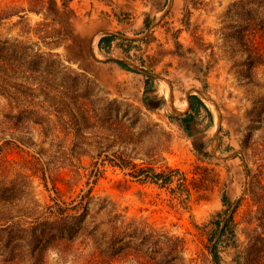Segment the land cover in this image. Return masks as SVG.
<instances>
[{
	"label": "rangeland",
	"instance_id": "obj_1",
	"mask_svg": "<svg viewBox=\"0 0 264 264\" xmlns=\"http://www.w3.org/2000/svg\"><path fill=\"white\" fill-rule=\"evenodd\" d=\"M262 26L264 0H0V264H264Z\"/></svg>",
	"mask_w": 264,
	"mask_h": 264
},
{
	"label": "trees",
	"instance_id": "obj_2",
	"mask_svg": "<svg viewBox=\"0 0 264 264\" xmlns=\"http://www.w3.org/2000/svg\"><path fill=\"white\" fill-rule=\"evenodd\" d=\"M54 6H55V3H54ZM55 12H57V9L54 8L53 13H55ZM261 28H264V26H262ZM111 41H112V37H110V36L101 37L99 42H98L99 43V47L102 48V49L103 48H108L110 43H111ZM117 64L119 66H121L122 68L126 69V70L132 71V69L129 66H127L126 64H124L122 62H117ZM197 101H198L197 103L202 105V102H201V100L199 98H197ZM119 159H120V162L117 165L121 169L126 168L127 166H129V163H130L129 161H127L126 159L121 158V157ZM150 170L152 172L149 174L150 175L149 178L152 180V182L157 183V181L160 180L162 185H166L169 181H171V179L168 176V174H165L163 172H154L152 169H150ZM143 173H145V175H148L149 172L145 168L141 167L138 170L137 176L138 175H142ZM95 174H96V172H95ZM181 175L183 176V174H181ZM222 200L225 202V200H226L225 196H222ZM80 203H81V201L71 205L70 206V210L71 209H75L76 206H78ZM57 207H59V206H57ZM62 210L63 209H61L60 211L62 212Z\"/></svg>",
	"mask_w": 264,
	"mask_h": 264
},
{
	"label": "crops",
	"instance_id": "obj_3",
	"mask_svg": "<svg viewBox=\"0 0 264 264\" xmlns=\"http://www.w3.org/2000/svg\"><path fill=\"white\" fill-rule=\"evenodd\" d=\"M101 37H104V36H101ZM100 37V38H101ZM100 40V39H99ZM99 44V43H98ZM148 88V87H147ZM147 88H145V89H147ZM190 106H188V108H187V110L186 111H184V113L182 114L185 118L187 117V116H190V115H193V113L194 112H192V110L194 111V110H197V108H196V106H193L192 107V104H189ZM200 107V106H199ZM186 123H188V122H185L184 124H185V126L187 125ZM187 127V126H186Z\"/></svg>",
	"mask_w": 264,
	"mask_h": 264
},
{
	"label": "water",
	"instance_id": "obj_4",
	"mask_svg": "<svg viewBox=\"0 0 264 264\" xmlns=\"http://www.w3.org/2000/svg\"><path fill=\"white\" fill-rule=\"evenodd\" d=\"M108 34L113 35L114 33L109 32ZM108 60H114V61H117V62H121L122 61V60L117 59V58H109Z\"/></svg>",
	"mask_w": 264,
	"mask_h": 264
}]
</instances>
